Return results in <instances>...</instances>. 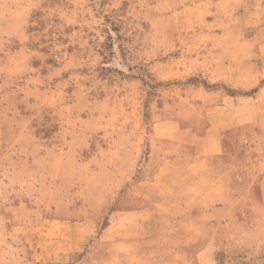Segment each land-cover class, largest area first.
I'll return each mask as SVG.
<instances>
[{
    "label": "rangeland",
    "instance_id": "374dc122",
    "mask_svg": "<svg viewBox=\"0 0 264 264\" xmlns=\"http://www.w3.org/2000/svg\"><path fill=\"white\" fill-rule=\"evenodd\" d=\"M0 264H264V0H0Z\"/></svg>",
    "mask_w": 264,
    "mask_h": 264
}]
</instances>
